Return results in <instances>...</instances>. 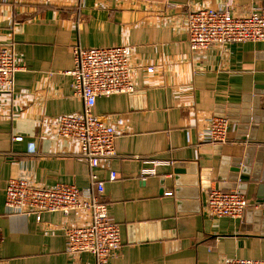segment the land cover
Listing matches in <instances>:
<instances>
[{"label": "crops", "instance_id": "crops-1", "mask_svg": "<svg viewBox=\"0 0 264 264\" xmlns=\"http://www.w3.org/2000/svg\"><path fill=\"white\" fill-rule=\"evenodd\" d=\"M257 6L264 0H0V45H12L21 68L13 91L0 94V264H95L93 255L66 249L65 229L88 223V214L45 213L38 222L5 207L13 178L90 187L77 142L44 124L85 108L67 75L76 46L133 50L135 93L101 97L93 107L117 132L116 157L96 170L121 232L122 249L109 264L264 260V42L196 53L183 29L198 9L245 15ZM212 116L229 119V142L204 141ZM154 161L157 174L143 178ZM191 166L204 182L199 192L175 183V169ZM241 185L246 214L212 219L210 190Z\"/></svg>", "mask_w": 264, "mask_h": 264}, {"label": "built area", "instance_id": "built-area-1", "mask_svg": "<svg viewBox=\"0 0 264 264\" xmlns=\"http://www.w3.org/2000/svg\"><path fill=\"white\" fill-rule=\"evenodd\" d=\"M183 29L189 38L192 52H203L215 46H228L247 42H264V6H257L245 15H235L228 8H202L188 13ZM133 50L130 46L85 49L74 48V68L67 72L73 78L76 95L85 108L76 114L49 118L44 124L61 138L73 140L79 146V158L90 167V187L80 190L74 185L58 184L48 188L27 178L9 180L5 191L8 214L35 216L41 222L45 213L60 212L88 214L90 221L70 225L65 229L67 252L72 256L89 253L95 264H109L122 249L120 226L109 218L108 204L102 200L105 182L96 170L117 155L116 129L106 117L93 113L98 98L119 94H133ZM12 45H0V94L13 91L15 74L20 70ZM154 73V67H148ZM203 138L211 144L229 142L230 121L226 117L212 116ZM21 138H16L19 140ZM144 169L143 178L156 175V166ZM118 175L110 174L116 181ZM247 198L238 191L210 190L206 210L212 219L242 218L249 206ZM2 235L0 233V243ZM222 264H264L263 259L225 258Z\"/></svg>", "mask_w": 264, "mask_h": 264}, {"label": "water", "instance_id": "water-1", "mask_svg": "<svg viewBox=\"0 0 264 264\" xmlns=\"http://www.w3.org/2000/svg\"><path fill=\"white\" fill-rule=\"evenodd\" d=\"M238 169H239L238 167L232 166L231 171L232 172H238L239 171ZM174 173H175V183L178 186H184L185 184H189L190 186L197 187L198 190L195 189V190H193L194 192L195 191L199 192L200 187L201 188L204 187V182L202 181V176L198 175V171H197L195 166H191L190 169H188V170L185 168H177V169H175ZM242 173L243 174L249 173V169L243 168ZM186 175H193V176L185 177ZM260 190H261V188H260ZM178 192H179V190H178ZM238 192L242 195L245 194V186L241 185L239 187ZM195 199H199V195L197 197V194H195Z\"/></svg>", "mask_w": 264, "mask_h": 264}]
</instances>
